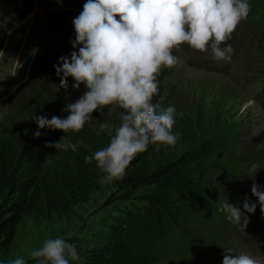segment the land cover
Masks as SVG:
<instances>
[{"label": "trees", "instance_id": "16d2710c", "mask_svg": "<svg viewBox=\"0 0 264 264\" xmlns=\"http://www.w3.org/2000/svg\"><path fill=\"white\" fill-rule=\"evenodd\" d=\"M247 2L248 16L262 10L264 24V0ZM165 97L159 92L153 103L164 109ZM61 107L56 97L48 95L36 117L63 119ZM112 108L95 110L103 119L96 122L94 136L86 148L57 169H48L47 163L54 152L48 145L57 142L58 129L39 128L31 117L0 139L1 257L11 255L21 223L65 219L103 186L113 188L117 199L129 205L110 219L99 237L86 244L74 241L78 259L69 264H208L203 251L217 253L213 247H221L218 238L226 232L228 216L219 209L226 203L241 205L240 174L264 155L251 150L245 153L240 147L242 128L227 126L223 122L226 116L219 119L220 112L215 109L217 119L204 129L202 139L187 137L178 149L176 143L150 144L131 161L120 179L103 183L104 174L96 162H86L85 157L110 142L99 124L120 123L123 110L119 108L114 109L111 120L105 118L104 110Z\"/></svg>", "mask_w": 264, "mask_h": 264}, {"label": "rangeland", "instance_id": "374dc122", "mask_svg": "<svg viewBox=\"0 0 264 264\" xmlns=\"http://www.w3.org/2000/svg\"><path fill=\"white\" fill-rule=\"evenodd\" d=\"M73 3L72 0H0V38L5 36L14 22L10 27L12 42L6 38L0 47V139L6 137L13 126L25 124L31 117H36L41 101L46 96L57 98L65 119L69 114L65 111L66 106L84 94L83 85L78 90L73 89L74 81L71 77L67 78V88L60 87L62 73L58 76L54 68V65L60 66V57L70 59L71 52L78 51L79 46L73 49V41L68 36L72 22L69 19L78 15L73 13ZM34 8L40 10V14L32 20ZM63 20H66L68 27L63 28ZM241 22L252 29L264 30L262 10L258 9ZM247 25H243L233 39L236 52L231 63L224 60L226 65L217 64L211 56L198 54L197 60L193 62L196 67L191 66L186 70L177 64L173 68L162 69L157 77L159 92L166 95L164 107L176 109L172 134L177 137V149L186 142L187 137L196 136L195 141L201 138L204 129L212 124V120L217 119L213 114V110L217 109L220 112L219 119L222 115L226 116L223 122L227 126L242 128L240 147H243L245 153L251 150L264 155V70L260 71L264 62V35L255 33ZM257 95L261 103L252 100ZM112 107L103 113L108 120L112 119L114 109H118ZM91 115V119L79 132L64 133L57 130V142L77 144V149L54 148L47 163L48 169L59 168L62 162H69L79 149L86 148L89 138L95 134L96 122L103 119L95 110ZM199 130L202 131L198 133ZM251 167L260 168L262 182L250 178L246 171H242L239 178L243 186L242 194L244 199L261 209L251 189L256 184L260 186L258 190L264 192V156ZM117 198L113 188L103 186L87 202L74 207L65 219L52 222L24 221L19 226L11 255L7 259L0 256V264H9L18 256L41 262L43 258H32L29 253L50 238H64L75 248L76 240L82 244L91 242L107 228V223L114 215L129 205ZM225 221L229 222L228 216ZM247 224V232H239L232 226L226 227L225 234H221L223 237L218 238L221 247H213L217 253L212 254L222 260L225 254L238 256L245 252L264 257V222L256 216L252 221L248 217ZM216 235L219 236V233L216 232ZM210 253L203 251L207 263L213 264ZM70 261L75 262L76 259L69 258ZM217 263L221 264L220 261Z\"/></svg>", "mask_w": 264, "mask_h": 264}, {"label": "clouds", "instance_id": "9594fccd", "mask_svg": "<svg viewBox=\"0 0 264 264\" xmlns=\"http://www.w3.org/2000/svg\"><path fill=\"white\" fill-rule=\"evenodd\" d=\"M249 11L247 0H86L73 20L72 47L79 46L78 51L71 52L70 59L60 57L59 67L54 65L56 74L62 73L60 87L67 88V78L71 77L74 90L83 85L86 91L66 106L69 114L65 119L38 116L33 117L35 123L39 128L79 132L94 110L107 106L123 110L118 125L99 124V130L110 138L108 145L85 157L86 162H96L104 174L103 183L120 179L131 161L150 144L176 142L177 137L172 134L176 109H160L153 103L162 69L173 68L180 62L173 51L183 44L199 52L210 48L214 60L230 61L231 45H221L230 39ZM48 146L77 149L74 143ZM259 187L253 184L251 192L264 213V192ZM243 208L253 213L255 204L245 201ZM219 210L227 212L230 221L240 223L243 216L244 227L248 223V218L234 205L226 203ZM29 255L43 258L41 264H69V258L78 259L76 248L61 237L47 239ZM9 264L26 262L18 256ZM222 264L258 262L247 254H225Z\"/></svg>", "mask_w": 264, "mask_h": 264}, {"label": "bare ground", "instance_id": "6f19581e", "mask_svg": "<svg viewBox=\"0 0 264 264\" xmlns=\"http://www.w3.org/2000/svg\"><path fill=\"white\" fill-rule=\"evenodd\" d=\"M240 232V231H239ZM259 252V251H258ZM259 253H261V252H259ZM263 255V254H262Z\"/></svg>", "mask_w": 264, "mask_h": 264}]
</instances>
